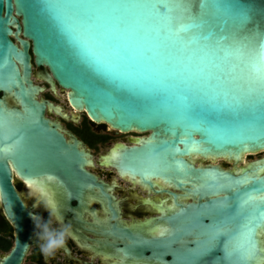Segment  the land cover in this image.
<instances>
[{"label": "water", "instance_id": "1", "mask_svg": "<svg viewBox=\"0 0 264 264\" xmlns=\"http://www.w3.org/2000/svg\"><path fill=\"white\" fill-rule=\"evenodd\" d=\"M161 2L191 5L190 11L173 7L170 16L177 26L190 23L199 14L200 0ZM242 2L252 9L249 22L243 29L224 26L205 17L209 23L203 30L211 28L217 35L221 34L222 28L223 34L235 32L237 42L242 44L247 43L243 37H255L251 46L255 50L264 44V40L255 36L256 33H264V0ZM32 3L34 0H0V116L14 115L17 122L12 139L22 138L21 151H8L7 154L0 151V207L13 229V246L7 254L0 252V264L24 263L36 230L35 215L28 204L35 211L43 209V204L32 197L26 196L28 204L23 200L15 187L13 170L28 185L31 183L42 190L43 195H38L40 199L51 197L58 207V198L50 184L55 179L66 190L65 201L77 222H82L84 213H75L72 201L81 206L88 191L94 187L104 189L103 184L87 169L92 162L90 153L79 149L77 139L73 143L68 141L61 131L60 122L46 116L49 108L61 113V106L38 98L45 87L33 80V62L38 68H46V79L51 86L54 87L56 82L66 90L69 103L77 110L86 111L93 122L105 123L123 132L148 133L132 146L121 144L120 150H114L109 155V162L123 176L137 180L150 189H155L156 180H162L184 191L185 196L193 197L192 202L180 203L175 192L154 190L157 194H170L179 209L161 212L151 219L152 223L165 226L156 227L151 234L119 225V216L113 212L114 224L110 232L123 241L119 251L127 260H145L151 264H264V192L258 191L264 185V171L261 172L264 165L256 166L253 169L255 172L246 170L238 174L216 165L196 166L192 161L197 157L243 158L248 152L264 149V135L257 131L246 133L233 143H219L206 139L197 128L185 129L167 122L141 123L95 91L91 80L80 74L79 66L66 59L61 38L38 11L29 6ZM5 147L4 129L0 128V149ZM150 149L164 153L166 164H162L160 173L146 183L142 173L150 170L154 163L146 155ZM261 162L264 164V159ZM245 178L250 182L236 183ZM226 197V212L233 217L229 223L232 235L239 236L241 231H247L243 227L245 224L253 229L250 242L240 241L245 255L234 253L226 256V238L221 237L209 252L193 259L188 250L207 240L200 225L212 222L209 216L199 213L218 205ZM245 200L248 203L241 208V202ZM91 212L97 224L105 222L95 211ZM60 215L63 219L64 214ZM162 229L168 232L157 236V231ZM107 234L106 231L104 235Z\"/></svg>", "mask_w": 264, "mask_h": 264}, {"label": "snow or ice", "instance_id": "2", "mask_svg": "<svg viewBox=\"0 0 264 264\" xmlns=\"http://www.w3.org/2000/svg\"><path fill=\"white\" fill-rule=\"evenodd\" d=\"M36 9L61 38L67 60L78 65L95 91L128 111L141 123L167 122L197 128L206 139L233 143L246 133L264 135V44L252 49L255 37L238 43L235 32L217 35L204 31L208 17L224 26L243 29L251 7L242 0H200L199 14L177 26L173 7L190 11V4L173 5L161 0H34ZM264 40V33H256ZM231 41V43H226ZM17 118L0 116L4 141L11 153L22 149V138L12 139ZM11 140L10 143L8 141ZM151 143V142H149ZM167 150H165L166 153ZM154 163L142 173L147 183L166 164L164 153L150 149ZM250 182L248 178L237 184ZM29 187L43 195L41 189ZM260 192H264V185ZM252 197H249L251 199ZM248 201H242L243 208ZM228 198L199 213L211 218L200 225L207 236L189 249L193 259L209 252L225 237L226 256L245 252L240 241L250 242L252 228L233 236L227 214ZM167 229L157 231L163 236Z\"/></svg>", "mask_w": 264, "mask_h": 264}, {"label": "flooded vegetation", "instance_id": "3", "mask_svg": "<svg viewBox=\"0 0 264 264\" xmlns=\"http://www.w3.org/2000/svg\"><path fill=\"white\" fill-rule=\"evenodd\" d=\"M35 68L37 69L38 67H36L33 62V77L42 79L46 83L45 88L49 90L48 92L54 94V89L46 79L48 70L41 67L38 68V71H35ZM55 84L61 91L66 92V90L62 89L56 82ZM52 96L53 95L47 93L45 100L51 103L54 102ZM66 100L71 114H67L66 110L60 107L61 113H58L56 110H54L56 112H52L51 108H49L46 110V116L50 118L51 114L56 113V115L60 117V122L65 125L64 129L61 125L60 126L66 139L72 143L77 139L79 142V149L86 150L90 153L92 162L87 166V169L103 184L104 189L102 191L99 187H94L92 190L88 191L81 206L78 205L77 201H72L71 205L74 207V212L84 213L82 222H77L74 214L71 213L65 201L66 190L59 186L55 179H52L53 182L50 184L58 198L59 212L64 214L62 222L72 226V236L64 249L57 252L54 257L45 258L39 251L36 233L34 232V238L29 249V252L32 250V261L36 264H47L48 262L51 264H151L145 260H127L122 252L119 251L120 247L123 245V241L117 238L114 233H111L112 225L114 224L112 213L116 212L118 214L119 225H123L135 232L142 231L144 234H151V231L156 227H165L162 224L156 225L152 223L150 221L151 219L158 217L161 212L179 209V207L175 205L174 198L170 194H157L154 190L169 189L178 195V202L180 203L192 202L194 201L193 197L188 195L185 196L186 194H184V191L176 189L173 185L167 184L162 180H156L154 182L155 189H150L137 180H133L128 176H123L117 168L109 162L108 157L114 150H120L121 144H125L127 147L136 144L137 141L142 138L138 135L139 132H122L111 128L105 123H95L89 118L86 111L77 110L69 103L68 95ZM53 121L57 122V120ZM103 145H108L107 151L97 159L92 160V156H94L92 151H97L98 148ZM96 153L98 154V152H95V154ZM263 159L264 149L256 154H248L239 159H230L228 157H210L205 159L197 157L193 158L192 161L196 166L216 165L223 170L241 174V172L246 170L255 172L253 169L256 166L264 165L263 162H261ZM94 164H97L98 167L94 166ZM262 171H264V168L261 172ZM13 178L17 191L27 204L28 201L26 196L32 197L38 203H42L44 199H40L35 191L29 187L27 181L21 178L14 170ZM28 206L33 209L29 204ZM92 210L98 214L100 220H104L105 222L97 224L92 215ZM39 214L43 215L45 219L49 218V213L45 211L44 207L39 211ZM154 214L155 216H152ZM147 215L151 216L148 217ZM126 218H131L132 220L130 222L123 221V219ZM134 218H137V220H134ZM106 231L108 234L104 235ZM0 237H5L6 239L11 238L13 242L12 226L6 219L1 207ZM59 254L64 255L61 262L57 261L61 258Z\"/></svg>", "mask_w": 264, "mask_h": 264}, {"label": "clouds", "instance_id": "4", "mask_svg": "<svg viewBox=\"0 0 264 264\" xmlns=\"http://www.w3.org/2000/svg\"><path fill=\"white\" fill-rule=\"evenodd\" d=\"M5 154L8 150H4ZM45 211L49 213V218L44 220L43 217L33 216L36 228V240L40 253L45 258L54 257L57 252L64 249L68 240L72 236V226L64 224L56 202L51 197L43 201ZM39 206V205H35Z\"/></svg>", "mask_w": 264, "mask_h": 264}, {"label": "rangeland", "instance_id": "5", "mask_svg": "<svg viewBox=\"0 0 264 264\" xmlns=\"http://www.w3.org/2000/svg\"><path fill=\"white\" fill-rule=\"evenodd\" d=\"M35 69H36V68H35ZM35 71H38V68H37ZM33 80H34L35 84H37V85H39V86H41V87H45V85H46V83H45L42 79H40L39 77H33ZM52 88H53L54 91H55L54 94L48 92L49 90H47V89L45 88V89H44L45 92L43 91V92L39 93L38 98L40 99V98L42 97L43 99H45L47 93H49L50 95H53L52 97H53V99H54V102H52V103H53L54 106H55V105L61 106V107H63V109L66 110V113H67V114H71V112H70V108H69V106H68V102H67V100H66V98H67V95H66V94H67V91H66V92H65V91H61L60 88H59L56 84H55L54 87H52ZM52 112H55V111L52 110ZM53 117H54L55 119H54ZM50 118H51L52 120H57V121L60 122V117H59L58 115H56V113L52 114ZM60 125H61L63 128H64V126H65L64 123H61V122H60ZM138 135H140L141 137H145V136L148 135V133H140V132H139ZM107 146H108V145H103V146H101L100 148H98L97 151H92V152L94 153V156H92V160L97 159L99 156L103 155V154L107 151V149H108ZM95 152H98V154H97V153L95 154ZM254 157H255V156H254ZM94 166L98 167L97 164H94ZM32 212L34 213L35 216L38 215V216H40V217H43V215L39 214L38 211H35V210L32 209ZM43 219H44V220H47V219H45V217H43ZM123 220L131 221V218H126V219H123ZM35 233H36V230H35ZM9 239H11V238H9ZM0 252H1V253H4V254H7V253H8V251H6V250H1V249H0ZM31 255H32V250L29 252V254H28V256H27V258L25 259V261H24L23 264H36L35 262L32 261V259H31ZM60 255L63 256V254H60ZM61 259H62V257L59 258L57 261H58V262H61ZM95 262H96V259H95ZM47 264H51V263L48 262Z\"/></svg>", "mask_w": 264, "mask_h": 264}, {"label": "trees", "instance_id": "6", "mask_svg": "<svg viewBox=\"0 0 264 264\" xmlns=\"http://www.w3.org/2000/svg\"><path fill=\"white\" fill-rule=\"evenodd\" d=\"M13 246L12 239H6L5 237H0V249L9 251Z\"/></svg>", "mask_w": 264, "mask_h": 264}, {"label": "bare ground", "instance_id": "7", "mask_svg": "<svg viewBox=\"0 0 264 264\" xmlns=\"http://www.w3.org/2000/svg\"><path fill=\"white\" fill-rule=\"evenodd\" d=\"M122 132H123V131H122ZM124 145H125V144H124ZM125 146H126V145H125ZM260 151H261V150H260ZM260 151H258V152H260ZM256 153H257V152H255V153L248 152V153L245 154V156L248 155V154H256ZM245 156H244V157H245Z\"/></svg>", "mask_w": 264, "mask_h": 264}]
</instances>
